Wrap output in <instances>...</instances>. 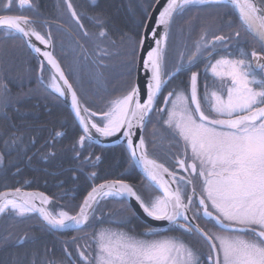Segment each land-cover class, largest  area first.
<instances>
[{"label": "snow or ice", "instance_id": "snow-or-ice-1", "mask_svg": "<svg viewBox=\"0 0 264 264\" xmlns=\"http://www.w3.org/2000/svg\"><path fill=\"white\" fill-rule=\"evenodd\" d=\"M64 2L71 17L83 28L71 0ZM15 3L16 0H6L2 10L11 11ZM196 5L233 6L239 12L242 26L254 34L261 45V51L252 50L250 54L245 49H238L236 53L229 51L234 39L239 42L240 31L230 36L213 34L209 38L207 30H202L192 48L180 53L172 69L167 70L171 26L177 15ZM25 7L36 11L32 0H19V8ZM145 15L150 21L151 14ZM38 19V13L35 18L0 15V27L12 37L27 38V46L54 70L49 87L59 97L70 94L71 109L82 131L77 141L79 147L83 149L86 141H93L96 135H122L129 163L141 164L151 181L149 195L145 197L123 179L107 181L94 186L73 215L68 211L54 213L49 210L46 206L51 201L44 193L21 194L20 188H16L13 192H0V215L11 213L25 217L36 213L51 230L82 229L95 212L98 197H120L134 200L151 221L167 222L169 231L183 230L203 240L208 247L207 253L198 252L175 238H141L161 235L154 224L145 223L140 236L135 234L134 226L128 231L109 228L94 233V254L76 245V254L82 264H264V0H167L158 13L155 26L149 28L142 21L138 38L128 36L133 56L137 50L148 49L140 60L146 76L143 93L140 86L133 83L99 113L80 99L53 52L42 50L33 42L34 37L45 48L52 46L51 32L42 34L36 29ZM98 23L102 25L103 22ZM161 26L163 30L158 32ZM99 36H107L102 26ZM219 50L226 54L213 62ZM202 58L208 60L205 71L211 74L212 85L206 81L201 93L199 73L192 68ZM182 72L190 73L187 86L177 85L167 91L163 96L164 106L157 108L163 90ZM40 79L43 80V76ZM3 91L6 93L7 88L3 87ZM154 112L167 126L170 141L180 148L173 154L175 166L180 171L170 170L150 158L143 135L137 136L134 131L140 129L142 133ZM10 142L15 143V138ZM80 155L76 152L77 157ZM95 159L99 161L101 157ZM165 174L168 179L164 178ZM91 175L94 177L96 173ZM196 178L201 182L199 190ZM156 191H161L162 195H156ZM131 211V216L121 217L120 224H132L136 213ZM200 220L213 224L217 231L202 227ZM20 239L31 237L25 234ZM65 254L72 264H77L67 248Z\"/></svg>", "mask_w": 264, "mask_h": 264}, {"label": "trees", "instance_id": "trees-1", "mask_svg": "<svg viewBox=\"0 0 264 264\" xmlns=\"http://www.w3.org/2000/svg\"><path fill=\"white\" fill-rule=\"evenodd\" d=\"M32 2L36 11L25 7L22 14L35 18L38 13L37 30L42 33L41 28H46L51 34L57 33L59 47L54 49V54L62 57V61L59 60L63 70L86 106L99 113L106 109L109 101L122 96L135 83L138 50L133 56L128 36L138 38V32L142 31L139 25L142 21L146 23L145 14L150 13L155 0H96L93 4L87 0H71L83 28L71 16H64L68 13L64 0ZM13 8L19 9L17 5ZM187 16L236 15L230 6L216 5L191 6L177 15L167 46V56L173 65L183 50L185 53L183 38L187 36L183 31L193 28L194 21ZM53 25L58 27L53 29ZM101 26L113 45L111 48L107 44V49L102 51L90 45L92 40L101 39ZM60 28L67 29L66 40L59 34ZM85 31L89 35H84ZM38 73L39 61L23 40L0 30V192L16 188L39 191L52 199L54 213L63 210L70 214L78 211L83 198L94 186L106 181L123 179L149 195V183L133 163H129L125 146L104 148L86 141L83 149L79 147L77 141L82 131L72 113L65 102L45 86L51 77L49 69L44 65L41 73L45 85ZM3 87L7 88L6 93ZM56 132L62 135L56 136ZM12 138L15 143L10 142ZM78 151L79 157L76 156ZM96 156L101 159L96 161ZM3 219L0 217L1 222ZM30 220L38 226L28 221L13 222L19 233L31 237L20 245V254H13L15 264H68L65 248L69 252L70 249L61 238L70 234L51 231L35 216ZM198 222L208 228L203 220ZM143 225L135 217L131 225L123 228L128 231L134 226L135 234L140 235ZM91 227L98 228L88 222L86 230L72 235L82 236L81 233L89 232ZM72 253V259H76V251ZM11 259L9 264H12Z\"/></svg>", "mask_w": 264, "mask_h": 264}, {"label": "flooded vegetation", "instance_id": "flooded-vegetation-1", "mask_svg": "<svg viewBox=\"0 0 264 264\" xmlns=\"http://www.w3.org/2000/svg\"><path fill=\"white\" fill-rule=\"evenodd\" d=\"M87 1H88V3L93 4V3H95L96 0H87ZM147 1L150 2L151 0H145V2H147ZM3 3H6V0H0V4H3ZM63 4L66 6L65 2ZM14 5H17V7L19 8V0H16V3ZM14 5H13V7H14ZM13 7H12L11 11L0 9V15H23L22 14L23 9L19 8V9L15 10ZM1 8H2V5H1ZM64 16H71V14L69 12L68 13L66 12ZM187 17L192 19L194 22H193V28L191 30L183 31V33L187 36L186 38H183V44L186 47L185 53H187V51L192 48L191 45L193 46V42L197 41L199 39L202 30H207L209 38H211V36L213 34H223L225 36H230L235 31H240L241 35L238 38L239 42L237 43V41L234 39L229 46V51L236 53L238 51V49H245L249 52V54L251 53L252 50H256L257 52L261 51V45L254 38H252L250 36V34L244 29V27L240 23L239 19L237 18V16H187ZM55 27H58V26L53 25V29H55ZM61 27H63V26H61ZM41 30L43 31L42 34H47L49 32V29H46V28L45 29L41 28ZM66 31H67V29H62V28L59 29V34L61 36L65 37L64 40H66V36L64 35V33ZM85 32H83V34ZM52 34H55V32ZM77 34H79V33H77ZM52 38H53L52 39V50H53V54H54V51H55L54 49L56 48V50H57V47H59V45H58L59 40H58L57 33ZM107 44L109 47L112 48L113 45L111 44L110 40L107 39L106 37H101V39L96 38L95 42H94V40H92V43L90 45L94 46L97 50L102 51L103 49H105V50L107 49ZM62 53H64V52H62ZM224 54H226V53L223 50H219L218 54H216L213 57V62L215 59H218L220 55H224ZM54 56L57 58L59 63L62 61V57L58 58L59 56H57V54H54ZM59 59H61V61ZM207 63H208V60L206 58H202L195 65V67L192 68V71H197L199 73L198 82H199V89H200L201 93L203 92L204 83L206 81L210 86L212 85L211 74L209 72L205 71V65ZM60 65H61V63H60ZM61 67H62V65H61ZM172 67H173V64L171 63V60H170L169 55H168L166 57V69L171 70ZM62 69H63V67H62ZM39 72H40V63H39ZM41 73H40V77H41ZM38 75H39V73H38ZM50 76H51V73H50ZM189 76H190L189 72H182V73L178 74L177 77L174 80H172L167 85V87L163 90V92L160 96V102L157 104V108L164 106L163 105V96L167 94V91L171 90L173 87H175L177 85H180L181 87L187 86ZM40 77H39V80L41 81V83H43L42 80L40 79ZM48 89L50 90V87ZM61 100H63V99H61ZM152 116L153 117H151L149 124L147 125L146 131L143 132V137H144V139L148 145V153H149L150 158L155 159L158 163H163L165 165V167H168L170 170L180 171L178 168H176L175 161L173 158V154L180 151V148H178L176 146L174 141H170V138L168 137L167 126L163 125L162 119L158 118V115L155 112L153 113ZM0 162H1V159H0ZM181 174H184V173L181 172ZM200 183L201 182H200L199 178H196L195 184H196V187L198 190L200 187ZM131 185H133V184H131ZM133 186L136 189H138L135 185H133ZM14 190L15 189H8V190H3L1 192L14 191ZM20 190L21 191H27V192H39V191L26 190V189H20ZM140 192L143 193L142 191H140ZM40 193H42V192H40ZM144 194H146V193H144ZM45 195L48 196L47 194H45ZM158 195H160V194L158 193ZM84 198H83V200H84ZM104 199H105V197H104ZM83 200H82V202H83ZM107 200L109 201V203L107 202ZM107 200L106 201H103V200L99 201L98 200V203L95 205L96 210L92 214V216H90V218H89L88 222L91 223V225H93L94 227L97 226L98 227L97 230H95V228L91 227L89 232H84V233L82 232L81 233L82 236H77V235L73 236L72 235L75 232H80L81 230H83V231L86 230L88 228V227L85 228L88 224L87 223L83 226L82 229L65 232V233H69L70 236L61 238V240L66 243V246L69 247L70 252H72V251L75 252L76 251V245H80L82 248L87 249L89 252H92L94 254V251H95V245L93 242V234L94 233L99 232V231L104 230V229H109V228L112 230H122L123 227L120 226L119 222L117 220H114L113 218L116 216V218L118 217L121 219L122 216H131V214H132L131 210H133V209L131 208V206L129 205V203L127 202L126 199H122L120 197L110 196V197H107ZM50 201L51 202L48 206V209L53 211L51 198H50ZM129 210L131 213L129 212ZM59 211H61V210H59ZM59 211H57L56 213H58ZM76 213H74L73 215H75ZM33 216H35L37 218V220H39L42 223V221L39 219V217L35 213L30 214V215L25 216V217H18V216H15L14 214H11V213H8L5 215H0V217L4 218L2 222L0 221V264H9V260L11 258H12L11 259L12 264H15V262L13 261V258L15 257V255L20 254L18 252L21 249L20 245H22L25 241V240L20 239V237H23L24 235H22L21 233H19L17 231V227L13 226V222L15 223L18 221H28V222H33L34 226H38V224L35 223L34 220H30L31 218H33ZM136 218L138 220H140L137 217V215H136ZM94 220H95V222H94ZM93 222H94V224H93ZM142 223L145 224L144 222H142ZM9 224H12V225L9 226ZM120 227H122V228H120ZM51 231H53V230H51ZM123 231H127V230L124 229ZM156 231L159 232L161 235H159V236H147V237H141V238L165 239V238L171 236L172 238H175L178 241H182L185 243L188 242V244H190V245L194 244L193 242H195V240H196L195 238L185 234L183 232V230L176 229V230L169 231V226L164 227V228H156ZM53 232L64 233V232H57V231H53ZM143 232H144V228L140 233H143ZM137 236H140V235H137ZM5 238H8V239L5 241ZM13 254H15V255L13 256ZM76 256H77V254H76ZM73 260H76L77 264H82V262L78 260V257L76 259H73ZM67 263L72 264V262L70 260ZM17 264H19V263H17Z\"/></svg>", "mask_w": 264, "mask_h": 264}, {"label": "water", "instance_id": "water-1", "mask_svg": "<svg viewBox=\"0 0 264 264\" xmlns=\"http://www.w3.org/2000/svg\"><path fill=\"white\" fill-rule=\"evenodd\" d=\"M167 0H159V3H155L154 6L152 7L151 11H150V14H151V20H146V23L148 24V27L149 28H152L153 26H155V20L158 16V13L160 10H162L163 6H165ZM231 7V9L233 10V12L235 13V15L237 16V18L239 19L240 23L242 24L241 20H240V17H239V12L238 10H236L233 6L229 5ZM3 28L0 27V30H2ZM245 29V28H244ZM163 28L162 26L160 27V29H158V32L159 31H162ZM246 30V29H245ZM247 31V30H246ZM250 36L252 38H254L256 41L257 39L254 37V34H252L250 31H247ZM19 36V35H18ZM22 39V38H21ZM27 38H23V42L25 44V46L27 47V49L29 50V52L39 61V63L41 64V61L43 60V58L37 54L33 49L29 48L27 46V44L25 43V40ZM33 40V39H32ZM33 42L38 46V47H41L39 46L34 40ZM42 50H47V51H51L53 52L52 50V46L49 47V48H43L41 47ZM147 47H145V49L143 51L141 50H138V54H137V63H136V75H135V84H138L141 88V91L143 93L145 87H146V76H145V72L142 68V65L140 64V60L142 57L146 56V52H147ZM43 64L47 66V68L49 69L51 75L54 74V70L51 68L50 65L47 64V61L46 60H43ZM40 73H41V70L39 72V77H40ZM62 84V82H61ZM51 92H53L55 95L58 96L57 93H55L51 88H50ZM59 97V96H58ZM61 99L64 100V102L67 104L69 110L71 111L74 119H75V116H74V113L71 109V99H70V94L67 96V97H60ZM143 99V97H142ZM76 121V119H75ZM76 123L78 124V122L76 121ZM79 126V124H78ZM146 126V125H145ZM145 126L143 127V130H142V133H141V130L140 129H135L134 131H136L137 133V136L142 134L143 135V132H144V129H145ZM80 128V126H79ZM81 130V128H80ZM134 140H136V137H133ZM92 144L96 145V146H99V147H104V148H109V147H114V146H120V145H123L125 146L126 150H127V145H126V140L125 138L120 135L119 133H117L113 138H110V139H102V138H99L97 136H94V139L93 141H91ZM128 153V151H127ZM129 155V153H128ZM135 169L138 171V173L150 184L151 181L148 179L144 169H143V166L141 164H136V163H133ZM165 179H168L167 175L165 174ZM105 183V182H103ZM102 184V183H101ZM100 185V184H99ZM6 192H13V191H6ZM160 195H162V192L161 191H157ZM23 193H40V192H27V191H21V194ZM101 198L103 197H98V200H100ZM127 202L129 203V205L131 206V208L135 211L137 217L144 223H152L156 226V228H164V227H167V222H157V221H151L149 218H147L143 212H142V209L139 208V205L134 201V200H128L126 199ZM36 203L39 204V200H36ZM49 205H47L46 207L48 208ZM79 211V210H78ZM36 214V213H35ZM38 217L39 215L36 214ZM39 219L41 220V218L39 217ZM42 221V220H41ZM43 223V222H42ZM44 225H46L45 223H43ZM75 230H79L77 228H69L68 230H60V231H57V232H68V231H75ZM55 231V230H53Z\"/></svg>", "mask_w": 264, "mask_h": 264}, {"label": "rangeland", "instance_id": "rangeland-1", "mask_svg": "<svg viewBox=\"0 0 264 264\" xmlns=\"http://www.w3.org/2000/svg\"><path fill=\"white\" fill-rule=\"evenodd\" d=\"M37 29V28H36ZM183 52H184V50H183ZM43 82V81H42ZM43 85H45L44 84V82L42 83ZM47 88H49V84H47V85H45ZM107 182V181H106ZM145 195V197H147L148 196V194H144ZM110 197V196H109ZM100 200H103V201H106L107 200V197H105V199H104V197L103 198H101ZM99 200V201H100ZM107 202L109 203V201L107 200ZM111 219V218H110ZM114 220H117L118 222L121 220L120 218H116V216L113 218ZM202 223V222H201ZM119 225L120 226H122V227H127L126 225H124V224H120L119 223ZM207 226H208V228H210V229H212V231H217V229L216 228H214L213 227V224H207ZM118 227V226H117ZM127 229V228H126ZM122 230H124V228H122ZM167 238H172L171 236L170 237H167ZM197 240V241H196ZM195 240V242H193L194 244H192V245H190L192 248H194V249H196L198 252H201V253H207V250H208V247H207V244L202 240H199V239H196ZM187 244H188V242H187ZM202 249H204V250H201Z\"/></svg>", "mask_w": 264, "mask_h": 264}, {"label": "bare ground", "instance_id": "bare-ground-1", "mask_svg": "<svg viewBox=\"0 0 264 264\" xmlns=\"http://www.w3.org/2000/svg\"><path fill=\"white\" fill-rule=\"evenodd\" d=\"M32 39H33V40H34L39 46L45 48L43 45H41V44L39 43V41H36L34 37H33ZM96 136L99 137V138H102V139H110V138H113V137H114V136H112V137H101V136H99V135H96Z\"/></svg>", "mask_w": 264, "mask_h": 264}]
</instances>
